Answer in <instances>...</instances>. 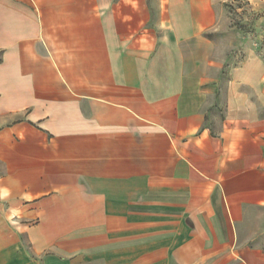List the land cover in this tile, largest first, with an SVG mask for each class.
<instances>
[{
	"label": "crops",
	"instance_id": "obj_1",
	"mask_svg": "<svg viewBox=\"0 0 264 264\" xmlns=\"http://www.w3.org/2000/svg\"><path fill=\"white\" fill-rule=\"evenodd\" d=\"M229 1L0 0V264H264V55L218 49Z\"/></svg>",
	"mask_w": 264,
	"mask_h": 264
},
{
	"label": "rangeland",
	"instance_id": "obj_2",
	"mask_svg": "<svg viewBox=\"0 0 264 264\" xmlns=\"http://www.w3.org/2000/svg\"><path fill=\"white\" fill-rule=\"evenodd\" d=\"M227 9L226 21L235 30L216 37L218 49L223 54L242 55L249 45L264 55V0H230Z\"/></svg>",
	"mask_w": 264,
	"mask_h": 264
}]
</instances>
